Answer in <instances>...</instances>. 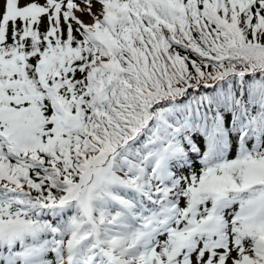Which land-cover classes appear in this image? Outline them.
<instances>
[{"label": "snow or ice", "instance_id": "snow-or-ice-1", "mask_svg": "<svg viewBox=\"0 0 264 264\" xmlns=\"http://www.w3.org/2000/svg\"><path fill=\"white\" fill-rule=\"evenodd\" d=\"M0 264H264V0H0Z\"/></svg>", "mask_w": 264, "mask_h": 264}]
</instances>
